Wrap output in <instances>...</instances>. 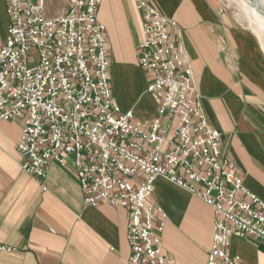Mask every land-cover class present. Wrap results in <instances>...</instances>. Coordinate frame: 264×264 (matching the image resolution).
<instances>
[{"label": "built area", "instance_id": "2783aa9c", "mask_svg": "<svg viewBox=\"0 0 264 264\" xmlns=\"http://www.w3.org/2000/svg\"><path fill=\"white\" fill-rule=\"evenodd\" d=\"M5 0L10 20L0 47V123L19 121L21 169L44 182L51 163L76 172L83 204L127 212L129 264H172L161 248L166 216L150 203L161 178L214 215L206 264H243L232 238L264 244V202L222 155L209 128L178 24L141 0L138 65L157 103L148 121L121 112L111 94L102 0ZM156 212L160 218L156 221ZM14 249L0 244V253Z\"/></svg>", "mask_w": 264, "mask_h": 264}, {"label": "crops", "instance_id": "0c3cea01", "mask_svg": "<svg viewBox=\"0 0 264 264\" xmlns=\"http://www.w3.org/2000/svg\"><path fill=\"white\" fill-rule=\"evenodd\" d=\"M178 24L194 83L210 129L220 134L222 155L264 202V50L258 37L237 23L219 0H141ZM48 0V14L65 11ZM98 21L106 28L111 94L121 112L150 120L157 103L146 93L138 65L142 11L135 0H102ZM10 26L0 0V47ZM21 123H0V264H129L127 212L106 203L83 204L75 170L51 163L44 182L21 169ZM150 203L166 216L161 248L172 264H206L212 209L158 178ZM157 218H160L156 212ZM229 253L243 264H264V244L232 238Z\"/></svg>", "mask_w": 264, "mask_h": 264}, {"label": "rangeland", "instance_id": "374dc122", "mask_svg": "<svg viewBox=\"0 0 264 264\" xmlns=\"http://www.w3.org/2000/svg\"><path fill=\"white\" fill-rule=\"evenodd\" d=\"M262 1H263V5H264V0H262ZM219 3H221L223 5L225 10H227L228 13L231 14V16L234 18V20L237 23H239L243 27L251 30L258 37L260 43L262 42L261 44L263 45V40H262L261 36H259L258 33H256L252 27V23H253V21H255V18H258L256 12L259 11L257 8L258 5L254 4L253 0H245V3H244V4H246L245 8H244V4L240 0H219ZM255 9H256V11H255ZM259 14L261 15L263 13L259 12ZM262 17L264 18L263 15H262ZM262 17H260V18H262ZM263 50H264V47H263Z\"/></svg>", "mask_w": 264, "mask_h": 264}, {"label": "bare ground", "instance_id": "6f19581e", "mask_svg": "<svg viewBox=\"0 0 264 264\" xmlns=\"http://www.w3.org/2000/svg\"><path fill=\"white\" fill-rule=\"evenodd\" d=\"M240 1L243 4L245 3V0H240ZM253 2H254V4H257L259 6V7L257 6L259 11L256 12L258 18H255V21H253V23H252V27H253V30H255V32L258 33L259 36H261V38L263 40V45L262 44L261 45H262V47H264V20H263L264 18L262 17V15L264 16V9H263L264 5H263V1L262 0H259V1L258 0H253ZM245 7H246V4H244V8ZM255 11H256V9H255ZM259 12H262L263 14L260 15ZM260 17H262V18H260Z\"/></svg>", "mask_w": 264, "mask_h": 264}]
</instances>
